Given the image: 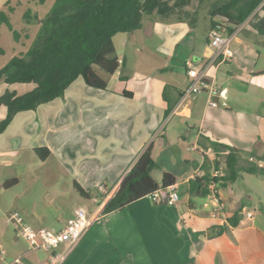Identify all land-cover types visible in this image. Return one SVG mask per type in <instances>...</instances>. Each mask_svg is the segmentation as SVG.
<instances>
[{"label": "crops", "instance_id": "1", "mask_svg": "<svg viewBox=\"0 0 264 264\" xmlns=\"http://www.w3.org/2000/svg\"><path fill=\"white\" fill-rule=\"evenodd\" d=\"M209 18H203L205 27L200 32L197 24L186 21L144 22L141 29L126 35L121 50L113 41L114 56L122 64L105 90L90 88L79 79L65 90L62 97L72 102L66 110L54 111L50 120L68 121L47 128L52 142L35 136L36 117L32 129L22 127L19 133L8 135L7 146L0 145V157L12 155L13 150L35 154V149L46 147L57 171L92 195L96 206L90 213L99 212L98 219L60 264H264V185L255 187L247 179L255 175H240L232 184L218 186L224 205L221 217H213L215 206L209 199L189 193V180L201 176L204 162L212 163L215 157L210 141L239 150L242 159L249 162L252 157L259 162L256 167L264 169V62L255 46L264 45V36L247 21L235 28L231 59L207 69L206 80L218 96L187 94L186 64L203 67L213 52ZM79 96L82 109L76 106ZM211 98L227 106L211 107ZM10 124L0 136L9 134ZM28 130L32 134L26 140ZM156 140L160 141L157 145ZM187 142L198 159L181 154L178 160L169 157L171 146L179 153ZM150 145L156 164L153 179L172 173L179 200L167 205L162 191L158 203L145 197L103 213L106 202ZM200 149L209 151L202 155ZM256 178L264 182V177ZM248 212L251 219L245 217ZM234 215L236 222L231 226L227 220ZM61 247L48 252L46 260L36 257L30 264H50L52 254L65 252Z\"/></svg>", "mask_w": 264, "mask_h": 264}, {"label": "trees", "instance_id": "2", "mask_svg": "<svg viewBox=\"0 0 264 264\" xmlns=\"http://www.w3.org/2000/svg\"><path fill=\"white\" fill-rule=\"evenodd\" d=\"M45 1L38 0V4ZM203 8H207L213 28L220 25L227 34H232L235 28L247 21L258 35L264 36V0H55L40 21L39 30L27 51L13 57L0 69V81L5 85H35L21 96L8 91L0 96V106L7 109L5 118L0 121V134L17 113L35 110L61 97L79 78L90 88L105 90L110 77L119 68L118 59L114 56L115 35L137 31L146 21L177 20L196 24ZM25 18H30L29 12ZM215 18L221 22L216 23L213 21ZM2 24L13 31L4 11H0ZM13 36L19 40L17 32L13 31ZM210 146L215 154L212 163L205 161L203 174L188 182L192 196L206 197L210 169L218 168L222 162L226 169L219 180L220 187L232 184L241 173L264 177V169L242 159L239 150L213 141H210ZM224 151L228 154L222 155ZM34 152L42 161L50 155L46 147L37 148ZM151 152L150 145L138 157L104 205L103 213L120 210L139 199L150 198L158 190L174 187L176 177L172 173H163L160 184L153 179L151 173L156 164ZM241 161L243 165H240ZM16 183L12 180L4 187L9 188ZM73 186L82 198H93L78 183L74 182ZM236 218L234 215L227 223L234 226Z\"/></svg>", "mask_w": 264, "mask_h": 264}, {"label": "rangeland", "instance_id": "3", "mask_svg": "<svg viewBox=\"0 0 264 264\" xmlns=\"http://www.w3.org/2000/svg\"><path fill=\"white\" fill-rule=\"evenodd\" d=\"M54 2L55 0H46L44 4L39 5L38 0H0V11L7 13L12 30L19 35V40L16 41L13 31L9 30L4 24L0 25V49L2 50V53H0V69L13 57L27 51L39 30L40 21L48 13ZM207 8H203L200 11L199 21L196 23L197 32L204 30L205 21L203 18L209 17ZM27 12L30 13L28 20L25 18ZM127 34H117L113 38L117 50L122 49V40L127 37ZM141 37L143 36L141 35ZM145 39L150 42L149 39ZM255 46L260 52V62H264V45L259 43ZM148 53L146 51V54ZM79 81H82V79L79 78ZM34 87V84L5 85L0 81V96L6 91L14 92L17 96H21L30 92ZM81 96L76 102V106L78 105L79 109H82ZM64 97H58L59 100L54 99L55 102L52 100L53 102L42 104L35 110H29L33 111L30 112L32 114H17L8 128L7 133L9 134L0 136V145L7 146L9 144L8 135L19 133L20 129L23 128L25 131V127H31L32 129L34 127L33 121L36 117L39 123L35 124V136L47 140V142H52V133H49L47 128L53 129L56 125L61 126L68 121V119H62L56 124L54 119L51 118L50 120V115L54 111L66 110L67 106L71 104L72 101L67 99L68 96ZM251 109L253 110L254 108ZM6 114V107L0 106V121L5 118ZM31 134L32 130H28L25 139L31 138ZM18 142L22 144V141ZM159 142V140H156L155 144L157 145ZM171 147L169 157L174 160H178L181 157L180 154L189 160L198 159L196 150L191 149L192 145L189 142L180 147L179 153L174 146ZM11 154L0 157V264L11 263L15 257H20L22 264H30L36 257L46 260L48 252L43 250L28 251L27 243L18 235L17 226L8 222V215L16 213L24 224L33 229L61 230L65 226V220L76 208L83 207L90 213L96 204L92 203L90 199L82 198L78 194L73 186L74 181L71 180L70 176L57 171L54 157H48V160L43 163L36 154L28 151L13 150ZM164 157H166L165 154L163 159H165ZM88 174L92 175L93 171L88 172ZM84 175L86 176V173ZM241 175L246 176L245 173H241ZM256 176L259 175L250 176L247 179L253 181L255 187L264 185L262 184L264 183L262 182L263 180L256 178ZM12 180H16L17 183L5 188L4 186ZM160 180L159 178L156 179L158 184L161 183ZM104 184L107 188H110L108 183ZM97 190L94 192H97ZM183 200L184 198L182 197L181 201ZM61 248L56 251H60Z\"/></svg>", "mask_w": 264, "mask_h": 264}, {"label": "built area", "instance_id": "4", "mask_svg": "<svg viewBox=\"0 0 264 264\" xmlns=\"http://www.w3.org/2000/svg\"><path fill=\"white\" fill-rule=\"evenodd\" d=\"M210 38V46L213 48V52L207 64L203 67H197L192 63L186 64V77L190 80L187 94L190 96H198L203 92H208L212 96L217 95L206 80L207 69L218 61L226 62L230 60L233 55L230 47L232 34H227V30L223 26H215L210 31ZM118 64L121 65L122 61L118 60ZM209 106L226 107L227 104L219 103L214 98H211ZM208 151L209 150H199L202 155ZM227 154L228 151L222 153V155ZM248 160L251 163L259 164V162L252 157ZM225 169V164L222 162L218 168H212L210 171L209 183L207 186L208 194L206 198L215 206V212L213 214L215 218L221 217L224 210V205L218 196V186L219 180L224 176ZM196 176H198V174ZM99 190L103 191L104 188L101 186ZM161 192L162 190L154 192L149 199L154 203H158ZM164 192H166L167 205L173 206L179 200V195L174 187ZM99 214V212L88 213L83 207H78L73 211L72 216L66 221L65 226L61 230L46 228L33 229L24 224L16 213L8 215V222L17 226L18 235L27 243L28 251L43 250L45 252H52L64 246L65 252L52 254L49 258L50 264H60L66 256V253L77 244L86 229L98 219ZM252 216L251 212L245 215L247 219H251ZM8 264H22V262L20 257H18Z\"/></svg>", "mask_w": 264, "mask_h": 264}]
</instances>
